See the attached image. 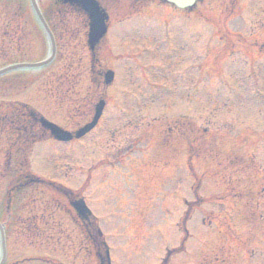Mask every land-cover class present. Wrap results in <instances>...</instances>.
<instances>
[{
    "label": "rangeland",
    "instance_id": "1",
    "mask_svg": "<svg viewBox=\"0 0 264 264\" xmlns=\"http://www.w3.org/2000/svg\"><path fill=\"white\" fill-rule=\"evenodd\" d=\"M48 1L39 0L45 10ZM225 1L197 0L192 10H186L184 21L171 19L165 26L164 18L144 11L164 5L162 0H104L109 32L113 33H109L108 41H103V45L120 43L119 34H123L124 40L127 31H131L128 34H132V38L136 35L138 38L142 26L150 24L149 29H152L151 25L157 22L161 26L155 24V27L164 29L158 36L159 41L153 43L144 40V36L136 44H127L134 56L123 61L125 66L120 70L115 86L109 88L108 107L97 130L69 142L47 138L33 144L29 154L31 171L63 186L79 187L76 191L108 246L111 264H160L164 253L168 258L163 264H264V207L259 212L249 209L264 203V126L258 122L264 120V94L257 96L258 115L244 94L251 87L248 74L249 77L259 75L264 78V62H258L255 57L251 70L247 71L248 65L242 59L237 58L234 62L226 58L217 65L216 74L193 75V83L197 84L178 91L188 106L206 111L194 120L193 114L185 113L188 119L174 124L182 130V124L190 122L198 131L203 128L200 134L195 131L191 136L197 137V151L190 153L184 151L182 154L176 149L170 153L171 142L166 135L160 134V127L170 124L168 120L176 115L178 104L172 101L176 91L165 93L168 95L162 98L164 93L148 89L146 84L148 79L155 81L151 78V74H155L154 64L162 62L160 57L172 50V42L185 39L190 48L192 32L208 54L216 40L212 33L218 31L224 36L225 32L235 30L244 36L245 29L259 27L257 24L264 19V0H234L228 13L223 7ZM130 2L135 3L136 9L143 14L124 20L120 11ZM14 6L15 2L0 0V20L12 19ZM47 12L57 46L55 58L46 70L29 73L32 76L29 81H25L28 72H20L23 76L15 80L9 77L11 74L0 77V101L22 99L47 118L65 125L68 117L65 107L69 108L70 104L58 105L51 100L58 96L53 92L63 89L52 79H56L60 63L69 64L70 61L74 76L68 80L74 86L66 89H70L67 97L78 101L87 94L86 103L75 110L71 118L73 124L69 128H76L93 114L89 104L95 89L88 80L85 25L80 19L64 13ZM18 23L20 28L17 29L11 22L7 28L0 27V62L7 57L19 60L20 55L27 61L46 57L49 45L41 28L32 19L23 18ZM7 29L9 35H6ZM114 32L118 33L115 35ZM255 39L260 41L261 34ZM134 61H138L137 67ZM196 62L191 59V64ZM151 63L153 71L148 69ZM198 72V69L191 70L192 74ZM142 74L145 79L137 80ZM227 85H235L236 94L242 96L237 113L236 109L224 111L218 106L221 103L215 104V108L211 106L212 98H218L216 90ZM176 99L180 102L181 98L178 95ZM214 109L208 122L204 118ZM182 115L183 112L178 114L181 119ZM113 128L120 129L119 136L114 137ZM190 133L191 130L186 135ZM109 135L114 141L122 140V147L116 149L113 146L116 142H112ZM106 137L104 146L102 139ZM180 139L175 143L178 144ZM138 141L140 144H136ZM131 143L128 162L125 152ZM8 147L7 136L0 135V207L16 159L12 155L14 152L8 153ZM145 151L146 157L140 161L138 157L145 156ZM6 155L11 160L9 169L4 168L8 167ZM183 162L185 166L180 178L170 182L171 191L165 194L164 186L173 179ZM48 193L37 187H27L8 210L9 216L2 211L6 248L2 264H44L42 261L48 257L64 264H79L75 259L80 252L74 254V250L82 241L74 221L76 213L68 202L71 197H64L63 192L59 194L54 190H50V195ZM49 198L54 200L49 202ZM33 221L37 224H32ZM128 224H133L134 232ZM37 225L38 231L33 229ZM182 239L184 242L181 243ZM38 244L43 245L36 246ZM247 249L255 254L247 255ZM85 260H79L80 264H95L91 256Z\"/></svg>",
    "mask_w": 264,
    "mask_h": 264
},
{
    "label": "water",
    "instance_id": "2",
    "mask_svg": "<svg viewBox=\"0 0 264 264\" xmlns=\"http://www.w3.org/2000/svg\"><path fill=\"white\" fill-rule=\"evenodd\" d=\"M81 4H83L84 8L86 9L87 13H89L90 18H91V27H90V39H92V41H95L96 38L98 36H100L103 32V16L102 13H100V11L98 10L97 4L94 3L92 0H78ZM173 2H175L177 5L179 6H184V5H189L191 4L194 0H171ZM31 5L33 6L37 16H39L37 7L34 4V1L31 0ZM40 17V16H39ZM41 20V17H40ZM53 128V132L55 134V136L58 139H68L70 138V135L65 133V132H61L59 130H57L56 128H54V126L51 127V129ZM80 135V134H78Z\"/></svg>",
    "mask_w": 264,
    "mask_h": 264
},
{
    "label": "trees",
    "instance_id": "3",
    "mask_svg": "<svg viewBox=\"0 0 264 264\" xmlns=\"http://www.w3.org/2000/svg\"><path fill=\"white\" fill-rule=\"evenodd\" d=\"M58 1L61 3V1H60V0H57V2H58Z\"/></svg>",
    "mask_w": 264,
    "mask_h": 264
}]
</instances>
